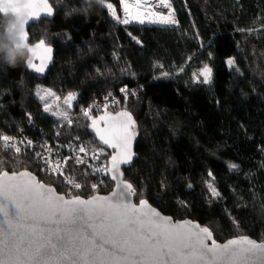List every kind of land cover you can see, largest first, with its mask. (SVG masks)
I'll return each mask as SVG.
<instances>
[{"label":"trees","instance_id":"1","mask_svg":"<svg viewBox=\"0 0 264 264\" xmlns=\"http://www.w3.org/2000/svg\"><path fill=\"white\" fill-rule=\"evenodd\" d=\"M49 1L55 18L30 27L31 43L55 49L47 77L0 60V173L31 171L71 197L112 191L97 171L112 154L94 130L103 114L84 110L117 95L108 113L135 122L136 160L123 174L136 202L208 227L217 242H264V0H170L176 27L123 24L94 0ZM105 3L121 19V0ZM38 84L78 95L67 119L45 113Z\"/></svg>","mask_w":264,"mask_h":264},{"label":"snow or ice","instance_id":"2","mask_svg":"<svg viewBox=\"0 0 264 264\" xmlns=\"http://www.w3.org/2000/svg\"><path fill=\"white\" fill-rule=\"evenodd\" d=\"M121 3L128 14V5L124 0ZM159 3L165 8L171 7L168 0H159ZM103 5L120 23L131 22L128 18L120 19L111 3L103 0ZM40 9L49 17L53 15L48 0H28L23 9L14 0H0V20L15 17L24 21L19 39L22 47L41 60L39 66L32 59L26 62L36 73H42L45 68L44 57L37 54V49L48 53L47 59H51L52 49L43 40L34 47L28 45V20L24 17L26 13L29 19L39 20ZM153 15L156 19L149 18L150 23H177L171 12L150 13V17ZM134 19L141 24L145 22L139 15ZM227 63L232 65L233 60L229 58ZM211 74V68L205 66L200 73L204 83H209ZM36 95L40 96L39 90ZM72 99L74 96L69 95L65 102ZM120 115L134 124L130 114ZM10 139L2 137L5 142ZM100 139L112 148L118 147L102 134ZM11 147L19 153V147ZM130 159V154L120 159L112 157L109 171L113 173L111 179L119 181L118 191L111 197L93 196L87 200L78 196L65 199L41 183L20 180L19 177L30 176L27 172L0 173V264H264V242L242 237L221 245L206 227L192 226L191 222L173 223L143 199L138 205L133 204L130 198L135 190L120 180L122 173L119 172V164ZM68 182L76 189L81 187L71 180ZM209 187L213 195H219L215 188Z\"/></svg>","mask_w":264,"mask_h":264},{"label":"water","instance_id":"3","mask_svg":"<svg viewBox=\"0 0 264 264\" xmlns=\"http://www.w3.org/2000/svg\"><path fill=\"white\" fill-rule=\"evenodd\" d=\"M14 2L17 3V5L19 7H21V9H23L24 8V5L28 2V0H14ZM48 3L51 5V3H50L49 0H48ZM52 8H53V15L50 16V17L47 16L44 13L43 9H40V19L39 20L29 19L28 16H27V14L25 13V17L24 18L28 20V24L26 26V31L28 33V41H27V43H28V45L30 47H34L37 43L40 42V41L39 42H35L34 44L31 43V40L32 39H31V35H30V29H31L30 27L33 26V24L40 23L44 19L53 20L55 18V9H54L53 6H52ZM175 13H176V11H175ZM143 24L144 25H151V26L159 25V24L152 25V24H148V23H143ZM143 24H141V25H143ZM160 26H165V25H160ZM167 26H170V25H167ZM176 26H173V27H176ZM44 43H45L46 46H48L45 41H44ZM48 47H51V46H48ZM51 49H52V52L50 54L51 59H47V57H48L49 54L46 53V52H44L43 49H37V54L39 56L44 57L45 68H44V71L42 73H36L32 69L28 68L27 65H26V68L28 69V71L31 72V73H33V75H35V77L37 76L40 79H45L47 77V75L49 74V72H50L49 70L53 67V65L55 63V49H53L52 47H51ZM26 52H27V59H26V61H28L29 59H32L33 63L37 64L38 66L41 64V60L40 59H37L35 56H33L31 53H29V51L27 49H26ZM122 112H124V111H120V112L114 113V114H109V113L103 114L102 117H99V118H97V120H95L96 123L94 124V130L96 131V133H97V135L99 137V140L101 142V145L104 148L112 151V154L110 155L109 160H108V167H109L108 168V176H109V178H111V175L113 174L112 171H109V169H112V157L113 156H117V158L120 159L121 157L127 156V155L130 154V156H131L130 162H128V163H120L119 164V172L122 173V176L120 177V180L123 183L130 184L129 182H127L125 180L123 171L125 169H128L129 167H132V164L136 160L135 151H136V146H137V144H136L137 138H136L135 133L133 132V130L135 128V122H134V124H130V122L128 121V119H127L126 116H121L120 115V113H122ZM124 113L130 114L129 112H126V111ZM132 121H134L133 117H132ZM101 134L104 135L107 139L111 140L113 143H116L118 145V147L117 148H112L109 145L105 144L100 139V135ZM129 140H130V145H129ZM20 172L30 173V176L19 177L20 180L28 181L30 183H36V182L41 183V184L45 185V188L46 189L47 188L54 189L55 194L63 195L65 197V199L72 198L71 196H66L65 194H60L58 191H56V189H55V187L53 185L50 186V185H47L46 183H44L43 181H39L38 178H37V176L33 172L23 170V171H19L17 174H19ZM8 173H9V175H12L14 172H8ZM32 177H34L35 180H32ZM112 181L114 183V186L112 188L113 189L112 191L108 192L107 194L96 193L94 196L111 197V195H112V193L114 191H118V189L116 188V185L119 182V181H114V180H112ZM92 197L93 196H91L89 198H85V200L90 199ZM130 199H131V202L133 204H137L138 205V203L136 202V199H135V195L131 196ZM147 204L152 209H155L157 212H159L163 217L170 218L173 223L191 222V225L192 226L199 225L200 228H205V227H202L199 223L194 222V221H192L189 218H187L185 220H175L172 217H170L169 215H166V214L162 213L160 210L156 209L149 202H147ZM208 229L210 230V228H208ZM212 237L214 239L213 234H212ZM240 238H242V237H240ZM247 238H249V237H247ZM234 239H239V238H234ZM250 239L256 241L253 238H250ZM230 240H233V239H230ZM227 242H224V243L217 242V243L223 245V244H225ZM256 242H258V241H256ZM210 243L211 242L209 241V244Z\"/></svg>","mask_w":264,"mask_h":264},{"label":"clouds","instance_id":"4","mask_svg":"<svg viewBox=\"0 0 264 264\" xmlns=\"http://www.w3.org/2000/svg\"><path fill=\"white\" fill-rule=\"evenodd\" d=\"M94 3L102 6L103 0H94ZM23 23V20L11 17L3 20L0 25V60L12 69L26 62L27 58V48L21 46L19 39Z\"/></svg>","mask_w":264,"mask_h":264},{"label":"rangeland","instance_id":"5","mask_svg":"<svg viewBox=\"0 0 264 264\" xmlns=\"http://www.w3.org/2000/svg\"><path fill=\"white\" fill-rule=\"evenodd\" d=\"M124 3H126L129 7V13L128 16L126 17L125 12L123 11V6H122V15H121V19L124 18H128L132 23L135 24H141L139 23L136 19H134L135 16L139 15L142 16L146 14V11L149 12V10H147L144 7H140L137 2L135 0H124ZM40 91V96H43L44 99H40V96H37L38 99L42 102V104L44 105V111H45V107H47V111H45V113H49L51 115H53V113L55 112L56 114L54 116L58 117V118H64V116H68L70 109L75 105V101L77 99L76 94H70L74 96V99L68 101L67 103L66 98H61L60 96H58L53 90H51L49 87H45L42 84H38L37 85V89H36V93L37 91ZM35 93V94H36ZM101 152V151H99Z\"/></svg>","mask_w":264,"mask_h":264},{"label":"built area","instance_id":"6","mask_svg":"<svg viewBox=\"0 0 264 264\" xmlns=\"http://www.w3.org/2000/svg\"><path fill=\"white\" fill-rule=\"evenodd\" d=\"M126 88L122 89V94H124V92ZM121 101H120V97L117 95H113V96H106L103 99L99 100V101H95V103L92 104L91 107L87 108L84 110V112H89V109L92 110H96L101 114H106L108 113V109L114 107V106H120ZM14 143V141L12 142ZM101 153V152H100ZM95 155H97V157L99 156V153L96 152ZM76 164H78V162H76ZM100 169H104V171H99V173L101 175H105L106 173H108V162H102L99 166ZM95 191H97V186L93 189Z\"/></svg>","mask_w":264,"mask_h":264},{"label":"bare ground","instance_id":"7","mask_svg":"<svg viewBox=\"0 0 264 264\" xmlns=\"http://www.w3.org/2000/svg\"><path fill=\"white\" fill-rule=\"evenodd\" d=\"M137 2V4L140 6V7H144L146 8L148 11H146V14L143 15V19H144V23H148V24H159V25H165V24H160V23H150L149 22V18L151 19H156V17L153 15L150 17V13H158V14H164V15H167L171 12L172 14V17L177 21V18H176V13L173 9V5H172V2L170 0H168V3L170 4V8H165L163 7L160 3H159V0H135ZM126 17L128 16V14L125 15ZM167 25H170V26H176L178 25V22L176 24H167Z\"/></svg>","mask_w":264,"mask_h":264}]
</instances>
